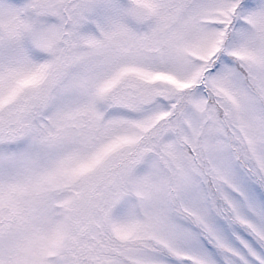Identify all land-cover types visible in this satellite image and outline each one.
I'll use <instances>...</instances> for the list:
<instances>
[{"label": "snow or ice", "instance_id": "6c2138e0", "mask_svg": "<svg viewBox=\"0 0 264 264\" xmlns=\"http://www.w3.org/2000/svg\"><path fill=\"white\" fill-rule=\"evenodd\" d=\"M0 264H264V0H0Z\"/></svg>", "mask_w": 264, "mask_h": 264}]
</instances>
